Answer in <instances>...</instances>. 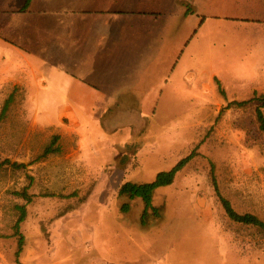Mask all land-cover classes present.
Here are the masks:
<instances>
[{
	"label": "rangeland",
	"instance_id": "rangeland-1",
	"mask_svg": "<svg viewBox=\"0 0 264 264\" xmlns=\"http://www.w3.org/2000/svg\"><path fill=\"white\" fill-rule=\"evenodd\" d=\"M182 2L169 11L200 28L181 19L180 36H162L161 55L145 60L158 70L179 47L180 92L168 97H123L118 86L109 98H54L0 66V162L23 166L0 168V264H264V233L229 220L211 180L235 212L264 221V0ZM233 101L249 103L227 109ZM53 136L58 151L42 157ZM190 155L154 189L158 217L142 223V202L117 196Z\"/></svg>",
	"mask_w": 264,
	"mask_h": 264
},
{
	"label": "crops",
	"instance_id": "crops-1",
	"mask_svg": "<svg viewBox=\"0 0 264 264\" xmlns=\"http://www.w3.org/2000/svg\"><path fill=\"white\" fill-rule=\"evenodd\" d=\"M182 1L0 0L2 73L54 98H109L118 86L123 97H168L180 92L179 47L158 70L145 60L161 55L162 36H180L181 19H189L188 32L200 28L196 17L169 11Z\"/></svg>",
	"mask_w": 264,
	"mask_h": 264
},
{
	"label": "trees",
	"instance_id": "trees-1",
	"mask_svg": "<svg viewBox=\"0 0 264 264\" xmlns=\"http://www.w3.org/2000/svg\"><path fill=\"white\" fill-rule=\"evenodd\" d=\"M218 84V83H217ZM219 88V87H218ZM260 101H262V105L264 106V98H258ZM249 101H233L230 102L227 105V109L229 108H240L244 107L247 105ZM9 101H6L4 103V106L1 110V117H3L8 109ZM256 120L258 122L259 129L264 132V115L260 109L256 110ZM58 137L53 136L50 142L44 147L43 152H42V157H46L47 155L56 153L58 151ZM192 156H188L181 161H179L170 171L164 172V173H159L155 180L151 183H145V184H134L130 182H125L123 183L117 192L118 197H124L129 200H134V199H139L142 204H143V212L141 215L140 220L142 223H145L149 214L148 211H153V216L158 217V212L155 208H153L151 201H152V193L154 189L167 186L172 183L175 175L177 172H179L190 160ZM5 165L11 167L13 170H18L21 169L23 166L22 164H17V163H11L8 160H4L3 162H0V168H3ZM212 186L214 189V192L224 210L225 215L229 220H231L234 223H237L241 226H246V227H252L256 228L258 231L264 233V221L259 220L256 216L246 213V214H238L237 212L234 211L232 208L230 202L226 199H224L218 190L217 184L215 182V179L212 176ZM19 197L24 199L26 203H30L32 201V196H28L26 193V190H22L21 192H17ZM17 210H19V216L17 220L14 223L13 229H14V235L17 237V248L15 252V256L18 257L23 250L24 247V238L23 236L18 232L20 224L24 221L25 219V206H16L15 207Z\"/></svg>",
	"mask_w": 264,
	"mask_h": 264
}]
</instances>
